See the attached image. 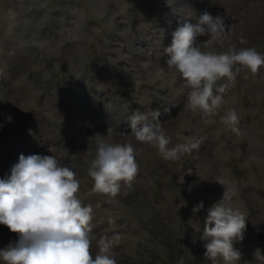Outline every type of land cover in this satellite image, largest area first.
Returning <instances> with one entry per match:
<instances>
[{
	"label": "rangeland",
	"instance_id": "rangeland-1",
	"mask_svg": "<svg viewBox=\"0 0 264 264\" xmlns=\"http://www.w3.org/2000/svg\"><path fill=\"white\" fill-rule=\"evenodd\" d=\"M204 11L223 16L230 34L202 50L264 54V0H0V179L21 154L54 155L74 170L78 196L94 210L93 255L99 237L118 234L117 264H212L200 231L227 192L225 203L247 220L234 244L240 264H262L254 253L264 254V67L255 75L241 67L223 105L203 116L186 107L190 89L166 63L173 32ZM233 108L238 133L222 121ZM136 111L149 121L160 113L169 147L189 140L199 147L163 159L131 135ZM102 139L138 153L136 179L115 198L93 192L88 175ZM18 238L0 224V249Z\"/></svg>",
	"mask_w": 264,
	"mask_h": 264
},
{
	"label": "clouds",
	"instance_id": "clouds-1",
	"mask_svg": "<svg viewBox=\"0 0 264 264\" xmlns=\"http://www.w3.org/2000/svg\"><path fill=\"white\" fill-rule=\"evenodd\" d=\"M230 34L223 16L204 11L195 23H183L172 34L170 46L164 48L169 68L175 69L190 89L186 107L210 116L223 105L230 85L234 84L240 68L257 74L264 67V54L255 47L204 51L215 43L222 44ZM208 36L203 43L198 37ZM246 43L241 37V44ZM223 81V83H220ZM153 113V120L136 111L129 117L131 135L138 142L158 150L165 160L180 156L199 147L189 140L169 147L171 138ZM11 121L12 117L9 116ZM222 121L233 132H239V115L233 108ZM137 151L131 143H109L100 140L90 161L88 175L93 180L92 191L115 198L130 188L139 173ZM80 181L74 170L61 166L54 155L32 154L19 156L10 176L0 179V224L18 233L15 243L0 249L2 264H117L112 246L119 235L101 236L98 252L92 254L93 207L83 204L78 196ZM223 198L207 209L200 239L204 241L205 256L212 264L220 258L226 264H240L241 253L234 247L243 241L247 227L245 213ZM204 208L203 202L193 212ZM255 259L264 264V254L257 249Z\"/></svg>",
	"mask_w": 264,
	"mask_h": 264
},
{
	"label": "water",
	"instance_id": "water-1",
	"mask_svg": "<svg viewBox=\"0 0 264 264\" xmlns=\"http://www.w3.org/2000/svg\"><path fill=\"white\" fill-rule=\"evenodd\" d=\"M66 70V66L63 67V71Z\"/></svg>",
	"mask_w": 264,
	"mask_h": 264
}]
</instances>
